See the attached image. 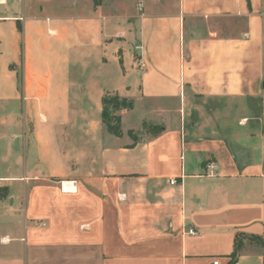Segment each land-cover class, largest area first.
Segmentation results:
<instances>
[{
  "label": "crops",
  "instance_id": "obj_1",
  "mask_svg": "<svg viewBox=\"0 0 264 264\" xmlns=\"http://www.w3.org/2000/svg\"><path fill=\"white\" fill-rule=\"evenodd\" d=\"M4 130L0 264H264V0H0Z\"/></svg>",
  "mask_w": 264,
  "mask_h": 264
},
{
  "label": "rangeland",
  "instance_id": "obj_2",
  "mask_svg": "<svg viewBox=\"0 0 264 264\" xmlns=\"http://www.w3.org/2000/svg\"><path fill=\"white\" fill-rule=\"evenodd\" d=\"M136 61H137V58L134 57L133 58V62L135 64V68L137 67L136 66ZM144 64L146 66L145 62H144ZM89 69L90 70L86 69V71L81 72V73H83V78L82 77L78 78L79 81H84V80H90L91 79V76H90V73L92 74V70L91 69L96 70V67L90 66ZM123 73H124V71H123ZM72 74H73V76L75 78L77 77L78 71H77L76 67L73 68ZM88 75H89V78H87ZM105 76H106V79L109 77V79L111 80V81H103V83L106 86H107V84L109 82L112 83L113 86H118L120 84V82H121V81H119V78H117V76H116V69L113 67V65H110V66H108L106 68ZM139 79H140L139 75H136L134 73H130L123 80L127 81V82L129 81L131 84H135V81H139ZM109 95H111V96L117 95L119 98H123L117 92L116 93H113V92L109 93ZM123 99L128 100L127 98H123ZM15 108H16L15 112L18 113V115H20V107L16 106ZM136 113L138 114V110H137ZM132 115H136V114H132ZM19 136H20V133L17 130L15 132H9L8 130L2 131V137H1V140H0L1 141L0 142V156H1V146L5 145V143H7V141H10V142L19 141V138H20ZM6 169H7V166L2 164L1 159H0V176L6 174ZM13 172L17 173V167H13ZM6 189L7 188L5 186H2L0 184V196L5 193ZM16 189L17 188L13 186V188H11V190H10V193L14 194L17 191ZM12 204H13V201H12L11 197H8V198H7V196L0 197V234L2 233V229L4 228V226L2 225V223H3L2 219L5 217V214H7L6 212H7L8 208H11ZM14 206H16V202L14 203Z\"/></svg>",
  "mask_w": 264,
  "mask_h": 264
},
{
  "label": "trees",
  "instance_id": "obj_3",
  "mask_svg": "<svg viewBox=\"0 0 264 264\" xmlns=\"http://www.w3.org/2000/svg\"><path fill=\"white\" fill-rule=\"evenodd\" d=\"M102 111H101V120L105 125L109 134L114 137H121L122 130L120 125V112L123 110H129L133 107V102L131 100H125L123 98H119L117 95H104L102 98ZM150 127L146 123L142 125V130H148ZM153 130L157 128L153 127ZM6 196V191L0 197ZM257 246H262L263 243L258 239H250ZM241 252V245L239 243H235V251L230 256V260L227 264H234L237 255Z\"/></svg>",
  "mask_w": 264,
  "mask_h": 264
},
{
  "label": "built area",
  "instance_id": "obj_4",
  "mask_svg": "<svg viewBox=\"0 0 264 264\" xmlns=\"http://www.w3.org/2000/svg\"><path fill=\"white\" fill-rule=\"evenodd\" d=\"M136 66H137V67H136L135 69L137 70V72H142V71H144L145 68H146L144 62H143L141 59H139V60L136 61ZM207 169H209L210 171H215V170L217 169V166H216V164L211 163V164H209V165L207 166ZM174 183H175L174 180H171V181H170V184H171V185H173ZM188 234H190V235H195L196 233H195L194 231H192V230H189V231H188ZM213 264H218V262L216 261V262H214Z\"/></svg>",
  "mask_w": 264,
  "mask_h": 264
}]
</instances>
